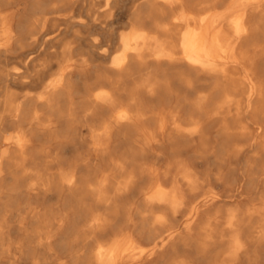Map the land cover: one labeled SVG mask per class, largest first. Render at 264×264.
Wrapping results in <instances>:
<instances>
[{
    "label": "bare ground",
    "instance_id": "obj_1",
    "mask_svg": "<svg viewBox=\"0 0 264 264\" xmlns=\"http://www.w3.org/2000/svg\"><path fill=\"white\" fill-rule=\"evenodd\" d=\"M0 80V264H264V0H0Z\"/></svg>",
    "mask_w": 264,
    "mask_h": 264
},
{
    "label": "rangeland",
    "instance_id": "obj_2",
    "mask_svg": "<svg viewBox=\"0 0 264 264\" xmlns=\"http://www.w3.org/2000/svg\"><path fill=\"white\" fill-rule=\"evenodd\" d=\"M127 7L124 9L126 10ZM128 31H129V26L125 22H121V24H119V27L117 28L116 33L128 32ZM79 35H81V38L76 39L73 37V33L71 32L70 34H68V37L66 38L65 42L74 41L76 39L77 44L80 45L79 52L81 53V55H83L85 57L88 56V57L92 58L91 67L94 69L100 63V60H98V58L95 57V53H96V51H101V49L94 46V44H92L90 42V40L93 39L94 37L98 38V39H102L101 35L98 34L96 31H90L88 27L81 29L79 32ZM63 43H64V41H63ZM59 45H60L59 47H54L51 49V50L55 51L54 53L53 52L52 53L46 52L45 54H41L36 59V62L34 63V65L32 67H30V69H29L30 75H33L34 77H36L37 74H39V76H41V80L42 79L48 80V79H51L56 73L60 72V70L64 64L61 62V57H62L61 56V47H62V45L61 44H59ZM104 63H105V61H104ZM10 67H17V68H20L21 70H23V67L21 66L20 63H14ZM42 76H44V77H42ZM0 82H1V80H0ZM133 82H156V79L154 77H152L151 75H149V71H143L142 73H139L134 77ZM9 89H11V90L16 89L17 90V88H15L14 86L9 87ZM80 90H81L80 89V82H76L75 88H74V95L78 96L80 93ZM61 159L63 161L67 162L70 159V152L67 150L64 151V149L61 148ZM86 174H87V172L85 170L81 169L78 171L77 177L82 179V177H84V175H86ZM52 203H53V205L60 206L63 211L65 210L64 214L68 211L69 204H66V201L63 202V201H59L56 198H54L52 200ZM73 204L75 205V200L72 201L71 207L76 208V206H74Z\"/></svg>",
    "mask_w": 264,
    "mask_h": 264
}]
</instances>
